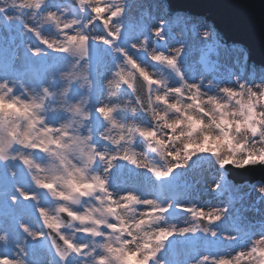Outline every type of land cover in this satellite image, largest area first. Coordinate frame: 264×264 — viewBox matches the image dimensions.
Wrapping results in <instances>:
<instances>
[{"label":"snow or ice","instance_id":"obj_1","mask_svg":"<svg viewBox=\"0 0 264 264\" xmlns=\"http://www.w3.org/2000/svg\"><path fill=\"white\" fill-rule=\"evenodd\" d=\"M132 4L0 0V31L38 41L26 56L58 54L31 77L0 75V264H38L40 248L47 264H175L178 244L193 246L182 264H264V220L225 236L230 205L181 199L206 167L217 191L232 170L264 169V71H217V46L201 57L210 73L193 75L186 46L168 44L170 17L133 28ZM197 36L227 47L214 26ZM94 47L109 59L103 79ZM122 165L145 179L124 186ZM252 191L264 203V183ZM197 237L213 245L195 251Z\"/></svg>","mask_w":264,"mask_h":264},{"label":"rangeland","instance_id":"obj_2","mask_svg":"<svg viewBox=\"0 0 264 264\" xmlns=\"http://www.w3.org/2000/svg\"><path fill=\"white\" fill-rule=\"evenodd\" d=\"M168 12L170 13L169 8L167 6H163L162 14L164 17L168 18ZM177 14L173 15L174 18H183L194 22H197V18H203L204 23L209 24L211 21L207 20L206 18L202 17L201 15H194L191 13L186 12L185 10L179 9L176 10ZM149 22V23H147ZM128 23L136 29H143L146 25H150V21L147 20L146 16L144 14L140 15L139 17L134 14L133 18H129ZM180 24H177L176 26H172L171 24L168 25V33L170 32V29L174 30V34L179 33L180 36H182L183 44L186 46V56H190L193 58V60L197 61L202 68L206 69V71L211 70V66L208 64H202L201 63V57L202 54L205 53L208 50L216 51V47L218 42L211 43V44H204L202 43L197 36V29L194 28V24L189 25L188 22H184ZM30 42L33 45L38 44V41L32 37L31 35L27 37H21L19 34H8L3 31H0V75L4 74H27L29 77L32 75L38 73L41 71L45 66L49 64H55L58 59V54L54 52H50L49 56L41 63H34L33 58L30 56H26L27 49L25 48V43ZM170 40L168 41V44L170 45ZM227 45V44H226ZM223 47V45H220L219 48ZM226 49L227 54H231L228 47H224ZM98 50V56L95 61H93V75L97 76L99 79V76L105 77L108 74V69L110 67L109 59L107 56L106 51L103 49V47L97 48ZM21 58H23L24 62L21 63ZM248 66V70L255 71L257 73V70L254 69L260 68L259 64L254 63V67L250 69L251 67L248 63V59L244 57L241 60L240 69L237 72H240L243 70L244 65ZM215 65V60H214ZM263 71V70H262ZM226 70H222V73H226ZM209 72H206L205 75H208ZM214 169H208L207 167L204 168L203 176L210 177L209 174H211ZM118 179L124 184L126 187H134L136 186L141 179H145L144 177H139L137 173H134L131 171V166H124L122 165L121 168L118 170L117 173ZM189 184L191 185V190L196 191L195 193H189L187 192L186 195H182L181 199L183 201L191 202L192 200L196 201L197 203L201 200L203 203H207L208 201L213 200V196H207V195H216L221 197V201L218 202V205H230L231 212L229 214V217L225 220H223V223L225 224L227 229L229 231H232V234H234L235 230L237 228H251L253 226L258 227L256 223L260 224L261 220H264V216L260 215V217L256 216L255 214L249 212L248 210H245L243 208H240V206L236 205L235 202L241 200L242 194L246 196V193L249 192V190H244L241 188L240 183L244 181H238L237 183L234 182L233 179L228 178V184L229 189L225 191H217L214 188V185L212 187H208L209 189H206L204 191L203 187L200 185V179L194 178L196 183H192L193 178L187 177ZM248 181L249 180H245ZM5 180L3 177H0V215L3 214L4 208H3V191L5 188ZM10 183V182H9ZM201 191L206 192V196L201 195ZM198 192V193H197ZM198 195V198H197ZM203 199V200H202ZM199 204V203H198ZM207 210V209H206ZM182 217H186L187 219H191L190 217H187L186 214L181 213ZM26 222L33 225L34 227H38L36 217L35 216H26L24 217ZM183 224V220H181V225ZM6 225L0 221V228L5 227ZM225 226H220V232H222L225 236H228V233L224 232ZM195 251L204 252L208 250L209 247L213 245V238L209 237L207 239L197 237L196 240L193 242ZM228 249V244L225 242L223 244H220V246L216 249L217 251H226ZM5 249L2 245H0V254L5 253ZM193 251V246H186L185 244H178L176 246V249L174 253L169 255V259L172 261H175V264H182L183 261L187 260L189 258V254ZM9 257L11 256L10 250L7 253ZM35 259L38 261V264H47V262L51 259L50 253L45 248H40L37 250Z\"/></svg>","mask_w":264,"mask_h":264},{"label":"water","instance_id":"obj_3","mask_svg":"<svg viewBox=\"0 0 264 264\" xmlns=\"http://www.w3.org/2000/svg\"><path fill=\"white\" fill-rule=\"evenodd\" d=\"M166 2L172 11L182 9L213 22L227 43L242 44L249 52V60L264 66V0H166ZM97 56L98 51L94 47L93 60H96ZM227 177L236 183L258 179L264 181V169L232 170Z\"/></svg>","mask_w":264,"mask_h":264},{"label":"bare ground","instance_id":"obj_4","mask_svg":"<svg viewBox=\"0 0 264 264\" xmlns=\"http://www.w3.org/2000/svg\"><path fill=\"white\" fill-rule=\"evenodd\" d=\"M163 6H167V8H169L166 0H133L132 9L130 10V13H129V18H133L134 14H136L137 17L144 14L147 20L150 21L151 23L150 25H154L155 23L158 22L160 17H164L162 14ZM175 14H177L176 11L173 12L170 10V13L168 12V17H170L171 19L170 24L172 26L177 27V24H180L179 22L181 23L188 22L189 25L194 24V28L197 29V31L201 35H202V29L205 27L211 28L214 26L215 30L217 31V28L215 27L213 22L206 24L203 21L204 19L200 17L197 18V22H194L192 20L193 18L190 19L191 21L187 20L186 18L183 19L184 17L174 18L173 15ZM183 39L184 38L180 36L179 33L175 32L174 34V30L170 29V32L168 33V41L169 40L171 41L169 45L170 47H175V46H178L180 43H183ZM220 39L224 42V45L227 44V47L229 48V51L231 52V54L230 55L227 54L224 46L219 48L218 54L214 57V60H215L214 66L216 70L221 73L223 69L226 70L227 72L235 71V70L239 71L241 60L247 55L246 50L244 48L243 49L241 48V46L243 47L242 44H239L236 42L227 43L224 40L225 38L222 36H220ZM216 45L220 46L218 44ZM185 61H186V64L189 66L193 75L206 74V72L210 73L211 71V70L206 71V69L202 68L201 65L197 61L193 60L191 55L187 56L185 58ZM248 63L251 66L249 67L250 69L252 68V66L254 67V63L252 61ZM260 67L261 69L259 67L258 68L254 67V69L257 70V74L261 72L262 70L264 71V67L262 66ZM103 78H104L103 76H99V79H103ZM203 172H204V169L198 170L197 172L189 175L188 177L199 178L200 185L203 187L205 191L206 189H209L210 187L214 185V181L218 178V174L215 171H213L211 174H209L210 177H207V176H203ZM260 183H264V181L261 179H258V180H254L251 182H248V181L241 182L240 183L241 188L246 190V192L247 190H249V192L246 193V196L242 195L241 200L235 202V204L240 206V208L248 210L249 212L255 214L258 217H260V215L264 216V203L259 202L257 192L252 191V189H253V186L258 185ZM188 191L189 193L196 192L194 190H191V186L189 187ZM200 193L203 197L207 195L205 194L206 192H203V191H201ZM207 196H210V197L213 196V200L208 201L207 203H203L200 200L198 203L201 205H218V202L221 201L220 196H216V195H207ZM197 198H198V195H197ZM256 224L259 225L258 223ZM220 226H225L223 221L219 223V228ZM227 228L228 227L225 226L224 232L230 235L232 231H229Z\"/></svg>","mask_w":264,"mask_h":264}]
</instances>
